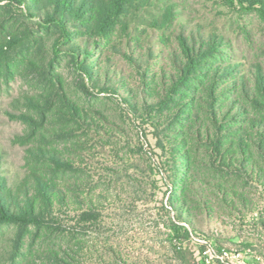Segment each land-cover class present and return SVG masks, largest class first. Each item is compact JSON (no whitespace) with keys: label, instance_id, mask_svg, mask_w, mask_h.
<instances>
[{"label":"trees","instance_id":"16d2710c","mask_svg":"<svg viewBox=\"0 0 264 264\" xmlns=\"http://www.w3.org/2000/svg\"><path fill=\"white\" fill-rule=\"evenodd\" d=\"M215 1L264 26V0ZM246 36L241 54L184 0H0V88L18 76L30 86L8 112L28 127L19 180L0 154V264H78L82 247L61 216L81 209L87 224L98 213L81 208L90 199L54 137L114 123L95 100L116 103L154 141L179 260L202 255L187 244L194 235L215 245L199 226L223 214L264 225V38ZM50 51L69 56L76 88Z\"/></svg>","mask_w":264,"mask_h":264},{"label":"rangeland","instance_id":"374dc122","mask_svg":"<svg viewBox=\"0 0 264 264\" xmlns=\"http://www.w3.org/2000/svg\"><path fill=\"white\" fill-rule=\"evenodd\" d=\"M184 5L194 22L226 34L241 54L249 49L247 30L254 38H264V26L254 14L240 15L215 0H184ZM49 53L55 57V68L76 88L77 71L69 56ZM27 89L30 86L21 76L0 88V154L12 181L19 180L27 171L26 146L19 139L28 133V127L8 112L19 113L18 108L23 106L14 100ZM92 102L114 123L78 130L76 138L54 137L63 155L78 170L75 176L79 194L90 199L81 208L98 213V219L87 224L78 222L81 209L61 216L66 229L77 233L82 247L78 264H189L176 257L175 244L166 226L175 212L169 206L170 192L164 179L153 170L161 161L153 149L154 141L150 137L145 140L139 124L128 120L116 103L105 99ZM51 125L46 126L50 136ZM199 228L216 242L214 245L207 240L216 251H249L235 264H264V225L251 216L241 220L223 214L222 221L215 218ZM200 239L204 238L194 235L187 244L191 248L198 244L205 247ZM199 258L203 260L196 252L190 263L200 264Z\"/></svg>","mask_w":264,"mask_h":264},{"label":"built area","instance_id":"2783aa9c","mask_svg":"<svg viewBox=\"0 0 264 264\" xmlns=\"http://www.w3.org/2000/svg\"><path fill=\"white\" fill-rule=\"evenodd\" d=\"M201 242L205 243L204 250L202 251L203 261L206 264H235V262H240L243 260L244 254L249 251H243L240 249H227L222 248L219 251H216L205 239H200ZM260 259L259 257H257ZM243 264H250L244 262Z\"/></svg>","mask_w":264,"mask_h":264}]
</instances>
